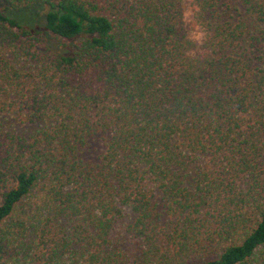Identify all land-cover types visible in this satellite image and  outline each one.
<instances>
[{"label":"trees","instance_id":"16d2710c","mask_svg":"<svg viewBox=\"0 0 264 264\" xmlns=\"http://www.w3.org/2000/svg\"><path fill=\"white\" fill-rule=\"evenodd\" d=\"M0 1V264H264V0Z\"/></svg>","mask_w":264,"mask_h":264},{"label":"rangeland","instance_id":"374dc122","mask_svg":"<svg viewBox=\"0 0 264 264\" xmlns=\"http://www.w3.org/2000/svg\"><path fill=\"white\" fill-rule=\"evenodd\" d=\"M2 6H3V3L0 1V7H2ZM31 21H32V24L39 25V24H42L44 22V18L42 17V15H38L35 18H33ZM24 27H26L27 29L32 30V31H38L37 29H32V28L27 27V26H24ZM201 49H202V45H196L195 48L190 52V54L192 56H197L201 53ZM10 119L11 120L8 121L7 123L11 127H14L16 129L23 131V133L26 135H28V134L32 133L34 130L38 129L39 125H40L39 123H33V124L20 123L19 120H14L11 117H10ZM99 148H100L99 143L93 144V145H91L89 153L96 154V153H98ZM129 221H131V215H127V218L125 220L120 221V223L117 227L116 237L117 236H121L122 238L125 237V242L122 243L123 246L125 248L135 249L137 247V244L133 243V240H129V235L125 232L126 225Z\"/></svg>","mask_w":264,"mask_h":264},{"label":"clouds","instance_id":"9594fccd","mask_svg":"<svg viewBox=\"0 0 264 264\" xmlns=\"http://www.w3.org/2000/svg\"><path fill=\"white\" fill-rule=\"evenodd\" d=\"M181 20L185 26V39L193 45H202L206 40V29L199 19L201 11L197 0H181Z\"/></svg>","mask_w":264,"mask_h":264}]
</instances>
